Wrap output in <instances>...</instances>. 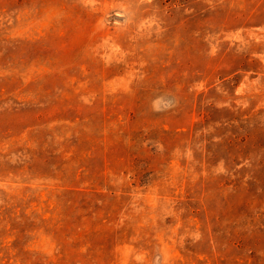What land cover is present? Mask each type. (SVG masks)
Masks as SVG:
<instances>
[{"label":"rangeland","instance_id":"374dc122","mask_svg":"<svg viewBox=\"0 0 264 264\" xmlns=\"http://www.w3.org/2000/svg\"><path fill=\"white\" fill-rule=\"evenodd\" d=\"M0 264H264V0H0Z\"/></svg>","mask_w":264,"mask_h":264}]
</instances>
